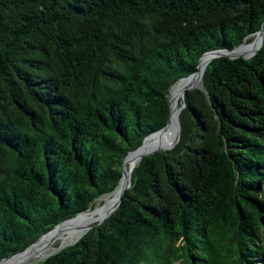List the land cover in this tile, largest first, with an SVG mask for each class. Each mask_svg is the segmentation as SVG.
I'll list each match as a JSON object with an SVG mask.
<instances>
[{
  "label": "trees",
  "instance_id": "trees-1",
  "mask_svg": "<svg viewBox=\"0 0 264 264\" xmlns=\"http://www.w3.org/2000/svg\"><path fill=\"white\" fill-rule=\"evenodd\" d=\"M263 22L264 0H0V261L111 193L170 88ZM202 85L114 212L30 264H264V42Z\"/></svg>",
  "mask_w": 264,
  "mask_h": 264
},
{
  "label": "bare ground",
  "instance_id": "bare-ground-1",
  "mask_svg": "<svg viewBox=\"0 0 264 264\" xmlns=\"http://www.w3.org/2000/svg\"><path fill=\"white\" fill-rule=\"evenodd\" d=\"M261 33L256 34V38L251 42L243 43L237 46L232 53L236 55H250L260 45ZM212 54H205L201 59L200 71L184 78L172 86L170 91V100L172 107V118L169 125L158 133L148 137L145 142L135 151L130 152L125 160V174L119 187L110 195L102 200L100 206L95 210H90L88 214L81 217L68 219L48 232H46L37 242L29 245L24 251L14 254L2 260L0 264H26L27 261L38 256H45L51 251L57 250L60 246L78 239L90 226L97 223L98 220L107 216L118 204L122 189L127 184L129 177L135 165L140 161L141 155L155 148L168 149L176 144L179 138L178 120L182 110L183 92L189 86L199 85L201 83V71L204 70L206 63L210 60ZM162 136V139L160 140ZM54 229V230H53ZM60 241V246L56 241ZM46 257V256H45Z\"/></svg>",
  "mask_w": 264,
  "mask_h": 264
},
{
  "label": "water",
  "instance_id": "water-1",
  "mask_svg": "<svg viewBox=\"0 0 264 264\" xmlns=\"http://www.w3.org/2000/svg\"><path fill=\"white\" fill-rule=\"evenodd\" d=\"M256 33H261V38H260V45H259V47L254 51V53L252 54V55H242L244 58H250L251 56H253L260 48H261V46L263 45V42H264V22H263V24H262V26H261V29L259 30V31H257ZM249 37V35L246 37V38H248ZM237 47V46H236ZM236 47H234L233 49H227V48H225V49H214V50H211V51H207V52H205L200 58H199V64H198V70L196 71V72H194V73H192V74H190V75H188V76H186V77H183V78H181L180 80H182V79H184V78H188V77H190L191 75H193V74H196L197 72H199L200 71V66H201V59H202V57L205 55V54H212L211 55V58H210V60L206 63V65H205V67H204V70L203 71H201V78L203 77V74H204V71H205V69H206V67L208 66V64H209V62L213 59V58H216V57H219V56H227V57H229V58H231V59H234V58H237V57H239L240 55H236V54H233L232 53V51L236 48ZM179 80V81H180ZM175 85V84H174ZM198 88H203V85L201 84V85H198L197 86ZM172 88V87H171ZM171 88H170V90H169V93H168V97H169V106H170V115H169V118H168V121H167V123H166V125L165 126H163L161 129H159V130H157V131H155V132H153V133H151V134H149L147 137H145L144 139H143V142H142V144L145 142V140L148 138V137H150L151 135H153V134H155V133H158V132H160L161 130H163L164 128H166L168 125H169V123H170V121H171V118H172V107H171V100H170V91H171ZM192 88H194V86H189V87H187L185 90H184V92H183V102H182V108L183 107H185V102H184V94H185V91L186 90H188V89H192ZM178 127H179V131H180V121L178 120ZM179 138H180V134H179ZM179 138H178V140H179ZM178 140H177V142H178ZM176 142V143H177ZM141 144V145H142ZM140 145V146H141ZM139 146V147H140ZM166 150H169V149H161V148H155V149H153V150H151V151H148V152H146V153H144V154H142L141 155V158L142 157H144V156H148V155H152L153 153H155V152H158V151H166ZM130 152H132V151H130ZM130 152L126 155V157L130 154ZM126 157H125V159H124V162H123V165H122V177H121V179H120V181H119V183H121V181H122V178H123V176H124V174H125V172H126V170H125V160H126ZM140 158V159H141ZM132 176V175H131ZM131 176L129 177V180H128V182H127V184L124 186V188L122 189V191H121V194H120V196H119V200H118V204H117V206L107 215V216H105L104 218H102L99 222H97L95 225H97V224H100V223H102L103 221H105L106 220V218L108 217V216H110L111 215V213H113L114 212V210L119 206V204H120V202H121V199H122V196H123V194H124V192H125V190L128 188V187H130L131 186ZM84 212V211H83ZM82 212H80V213H78L77 215H79V214H81ZM76 215V216H77ZM76 216H74V217H76ZM73 218V217H72ZM69 219H71V218H69ZM66 220H68V219H66ZM66 220H64V221H66ZM64 221H62V222H64ZM62 222H60V223H62ZM60 223H58V224H60ZM58 224H56L55 226H57ZM54 226V227H55ZM94 225H92V226H90L87 230H89L91 227H93ZM53 227V228H54ZM51 230V229H50ZM86 230V231H87ZM85 231V232H86ZM45 234V233H44ZM44 234H42L37 240H35L33 243H35V242H37ZM75 242V241H74ZM33 243H31L30 245H32ZM54 252H51V253H48L46 256H50V255H52ZM5 259V258H4ZM3 260V259H2ZM2 260L0 261V263L2 262Z\"/></svg>",
  "mask_w": 264,
  "mask_h": 264
},
{
  "label": "rangeland",
  "instance_id": "rangeland-1",
  "mask_svg": "<svg viewBox=\"0 0 264 264\" xmlns=\"http://www.w3.org/2000/svg\"><path fill=\"white\" fill-rule=\"evenodd\" d=\"M256 34H258V33H256ZM256 34H253V35L249 36L248 38H246L245 41H244V43H246V42L248 43V42L253 41V40L256 38ZM252 54H253V53H252ZM252 54L250 53V55H252ZM248 55H249V54H248ZM248 55H247V56H248ZM240 56H242V55H240ZM240 56H239V57H240ZM202 82H203V77L201 78V83H200L199 85H201ZM197 86H198V85H195L194 88H196ZM182 101H183V100H182ZM161 139H162V136H161L160 140H161ZM137 164H138V163H137ZM137 164H136V165H137ZM136 165H135V166H136ZM134 168H135V167H134ZM134 168H133V169H134ZM132 171H133V170H132ZM119 185H120V183H118V186H117V187H116L111 193L106 194V195L100 197V198L96 201V203L94 204V207H92V208L89 209L86 213H84V214H82V215L84 216V215L88 214L90 210H95V209H97V208L100 206L102 200L105 199L106 196L112 194V193H113V192L119 187ZM77 217H81V215H79V216H77ZM101 219H102V218H101ZM101 219H100V220H101ZM100 220H98L97 222H99ZM95 224H96V223H95ZM95 224H93V225H95ZM60 225H61V224H60ZM57 227H58V226H57ZM91 228H92V227H91ZM54 229H55V228H54ZM54 229H53V230H54ZM76 240H77V239H76ZM76 240H75V241H76ZM71 243H73V242H71ZM60 244H61V242L57 240V241H56V245H57V246H60ZM68 244H70V243H68ZM68 244H66V245H68ZM66 245H65V246H66ZM27 247H28V246H27ZM27 247H26V248H27ZM62 247H64V246H60L57 250L61 249ZM26 248H25V249H26ZM57 250H54V251H51V252H55V251H57ZM51 252H49V253H51ZM46 255H47V254H46ZM46 255H45V256H46ZM45 256H38V257H35L34 259L27 261L26 264H30V263H32V262H34V261H37V260H39V259H42V258H44ZM177 264H178V263H177Z\"/></svg>",
  "mask_w": 264,
  "mask_h": 264
}]
</instances>
